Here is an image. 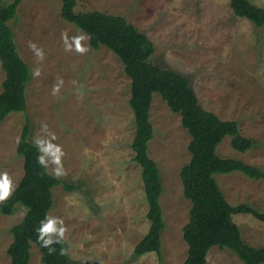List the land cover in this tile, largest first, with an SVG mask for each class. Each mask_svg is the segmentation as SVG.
Segmentation results:
<instances>
[{"label":"rangeland","instance_id":"obj_1","mask_svg":"<svg viewBox=\"0 0 264 264\" xmlns=\"http://www.w3.org/2000/svg\"><path fill=\"white\" fill-rule=\"evenodd\" d=\"M12 0H0V8ZM264 8V0H250ZM61 0H21L16 16L8 22L17 49L30 72L25 89L26 109L12 112L0 123V174L7 172L17 187L23 176V158L16 149L24 124L29 141L50 139L65 155L66 175L59 177L75 187L53 188L48 216L63 221L62 243L72 264H182L188 246L183 227L192 204L183 193L180 171L191 153V136L181 116L154 93L150 121L154 136L148 154L159 168V198L165 227L161 233V258L154 252L134 254L147 234L149 205L142 168L134 161L132 142L136 130L130 107V78L122 61L107 47L80 55L66 51L63 34L85 35L60 15ZM76 12L100 11L123 16L147 35L155 47L150 60L186 76L200 104L224 120H235L241 134L254 147L239 152L225 137L217 148L223 158H235L264 172V27L236 17L230 0H77ZM88 37V36H87ZM43 51L38 59L29 43ZM40 75L34 77L33 71ZM5 72L0 65V93ZM63 83L57 95L53 86ZM47 125L48 132L42 126ZM54 176L53 166L47 168ZM227 201L248 203L264 213V177L249 178L241 172L214 175ZM25 209L17 205L13 215L0 214V264H10L7 249L11 227ZM243 239L264 246V221L250 214L233 215ZM28 264H44L34 244ZM210 264H243L229 249L213 247Z\"/></svg>","mask_w":264,"mask_h":264},{"label":"trees","instance_id":"obj_2","mask_svg":"<svg viewBox=\"0 0 264 264\" xmlns=\"http://www.w3.org/2000/svg\"><path fill=\"white\" fill-rule=\"evenodd\" d=\"M21 0H12L0 8V65L5 72L0 93V123L12 112L26 109L25 89L30 72L21 58L8 22L16 16ZM77 0H61L60 15L87 34L90 46H105L123 63L130 78V107L136 130L132 142L134 161L142 168V180L149 209L150 228L134 248L136 256L154 252L161 258V233L165 227L159 198L162 193L160 171L148 154V142L154 136L150 121L153 94L158 93L167 106L180 114L183 127L191 136L189 162L180 171L184 196L192 207L188 223L183 227L187 243V257L182 264H210L207 256L213 247L231 250L243 264H264V246L249 245L233 215L250 214L264 221V213L248 203L230 204L221 190L215 174L241 172L249 178L264 177V172L235 158H223L217 148L225 137H231V146L239 152L254 147V141L241 134L235 120H224L206 110L181 73L165 69L151 62L155 47L146 34L123 16L100 11L76 12ZM233 14L245 18L256 27H264V8L250 0H230ZM30 128L24 124L17 144V155L23 158V176L12 195L0 203V214L13 215L17 205L25 209L23 219L10 232L13 239L7 249L10 264H28L34 244L44 264H72L63 243L51 245L55 251L38 241L37 229L53 207L54 187L63 184L67 191L74 186L48 173L37 157L41 154L29 141ZM63 250L64 254L61 255Z\"/></svg>","mask_w":264,"mask_h":264},{"label":"clouds","instance_id":"obj_3","mask_svg":"<svg viewBox=\"0 0 264 264\" xmlns=\"http://www.w3.org/2000/svg\"><path fill=\"white\" fill-rule=\"evenodd\" d=\"M65 43V50L71 51L74 50L80 54L84 55L89 50L87 47L83 46L82 41L86 39H90L85 35H78L72 38L71 43L69 44L68 38L66 34L62 35ZM29 48L34 52L35 56L42 60L44 58L43 51L38 49L35 44L29 43ZM32 75L34 77H38L40 75V70L36 69L33 71ZM63 81L59 80L53 86V95H57L60 91V87ZM43 131L48 132L47 125L42 126ZM50 139L43 138H35L34 144L37 146L39 152L41 153L37 157L38 163L47 168L49 165L53 166V173L56 178L66 175L62 158L65 155L62 148L52 143L53 140L56 139V136L52 133H48ZM13 184L7 172L0 174V203L5 202L12 195ZM66 229L63 227V221L55 218L46 216L44 221L40 222V227L37 229L38 241L41 242V246L49 249V253L51 254L55 250L51 248V245L54 243H61L64 239ZM63 250L61 251V255H63Z\"/></svg>","mask_w":264,"mask_h":264}]
</instances>
